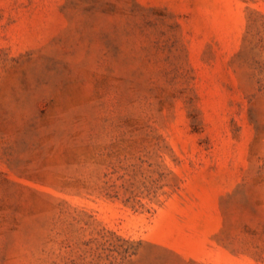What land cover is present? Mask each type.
Returning a JSON list of instances; mask_svg holds the SVG:
<instances>
[{
  "label": "rangeland",
  "instance_id": "1",
  "mask_svg": "<svg viewBox=\"0 0 264 264\" xmlns=\"http://www.w3.org/2000/svg\"><path fill=\"white\" fill-rule=\"evenodd\" d=\"M0 264H264V0H0Z\"/></svg>",
  "mask_w": 264,
  "mask_h": 264
}]
</instances>
